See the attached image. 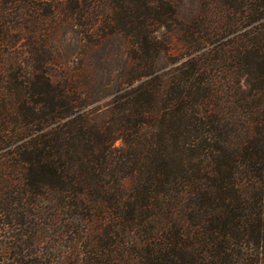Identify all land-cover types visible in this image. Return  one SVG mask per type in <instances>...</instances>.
<instances>
[{
	"label": "trees",
	"instance_id": "16d2710c",
	"mask_svg": "<svg viewBox=\"0 0 264 264\" xmlns=\"http://www.w3.org/2000/svg\"><path fill=\"white\" fill-rule=\"evenodd\" d=\"M18 1L0 0V23ZM179 2L60 9L87 17L86 34L132 40L131 79L102 119L36 45L31 71L13 58L0 81L3 227L18 221L32 240L76 231L78 264H264V0H201L186 23ZM31 254L0 248V262L47 264Z\"/></svg>",
	"mask_w": 264,
	"mask_h": 264
},
{
	"label": "rangeland",
	"instance_id": "374dc122",
	"mask_svg": "<svg viewBox=\"0 0 264 264\" xmlns=\"http://www.w3.org/2000/svg\"><path fill=\"white\" fill-rule=\"evenodd\" d=\"M69 5L70 0H20L7 6H13V9L0 23L3 27V31L0 29V66L5 71V74L1 73L0 81L3 78L10 81L12 74L9 69L13 58H23L27 71H31L38 58L33 51L36 45L40 48L39 57L48 58V70L54 74V81L60 83L68 79L78 102L88 105L87 110L94 111L102 119L112 109L114 98L131 79L132 40L124 33L111 34L103 28H97L94 34L84 33L87 17L80 20L60 10ZM46 8L52 9V13L47 15ZM201 11V0H180L178 4V18L183 23L189 22ZM7 32L9 37H4ZM171 37L173 46H177L180 32H174ZM32 77L27 74L23 80L30 82ZM5 85L10 87V84ZM17 208L15 214L22 215L27 211L21 205ZM1 219L4 216L0 215ZM10 226L11 229L6 226L11 230L9 233L5 226H2L3 232L0 231L3 245L0 248L8 255L28 256L35 253V256L37 253L47 264H78L85 259L87 247L76 231L59 235L54 234L55 228L50 226L46 231L48 234L41 236L40 240H32L26 225L14 220Z\"/></svg>",
	"mask_w": 264,
	"mask_h": 264
}]
</instances>
